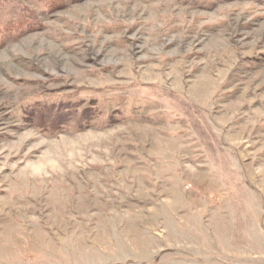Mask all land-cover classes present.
Segmentation results:
<instances>
[{"label":"rangeland","instance_id":"obj_1","mask_svg":"<svg viewBox=\"0 0 264 264\" xmlns=\"http://www.w3.org/2000/svg\"><path fill=\"white\" fill-rule=\"evenodd\" d=\"M0 0V264H264V0Z\"/></svg>","mask_w":264,"mask_h":264},{"label":"trees","instance_id":"obj_2","mask_svg":"<svg viewBox=\"0 0 264 264\" xmlns=\"http://www.w3.org/2000/svg\"><path fill=\"white\" fill-rule=\"evenodd\" d=\"M62 2H64V1H62ZM62 2L60 0H48L46 4L51 9V7L52 8H55L57 6L59 7L60 4H62Z\"/></svg>","mask_w":264,"mask_h":264}]
</instances>
